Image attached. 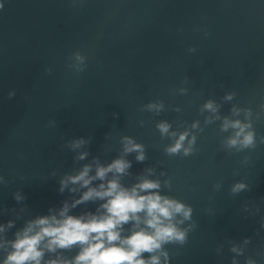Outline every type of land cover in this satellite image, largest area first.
I'll return each instance as SVG.
<instances>
[{
	"label": "water",
	"instance_id": "obj_1",
	"mask_svg": "<svg viewBox=\"0 0 264 264\" xmlns=\"http://www.w3.org/2000/svg\"><path fill=\"white\" fill-rule=\"evenodd\" d=\"M0 3V175L15 180L8 187L0 185V207L18 209L12 193L19 189L29 208L24 219L47 214L49 207L69 198L57 191L59 175L78 167L63 146L66 139L91 135V156L110 161L118 153L119 136L130 135L146 145L148 155L144 163L130 155V171L135 175L153 165L166 171L173 187L164 193L194 209L198 227L183 248L169 246L171 264H230L227 246L222 255L215 252L226 238L239 242L252 237L249 255L264 245V230L255 235L260 215L244 219L240 211L245 202H255L264 214V144L239 154L223 151L217 123L198 137L193 156L168 157L162 146H154L159 141L155 120L174 121L180 115L172 107L181 106L189 123L203 122L199 104L235 91L233 103L259 110L264 101V0H85L77 7L70 0ZM198 26L211 35L195 31ZM181 27L183 33L177 31ZM189 46L197 51L188 53ZM75 50L88 56V67L78 79L65 67ZM47 66L53 68L51 75L44 72ZM185 75L192 81L189 95H170ZM13 89L16 96L9 100ZM156 98L168 106L160 116L153 119L138 110ZM230 106L225 104L222 113L228 114ZM50 119L58 127L46 128ZM140 119L147 121L144 127ZM255 128L258 136L264 135V120ZM245 156L250 158L246 165L241 163ZM53 169L58 171L54 178L49 176ZM238 180L252 190L229 195ZM217 181L223 188L214 193ZM132 182L124 179L125 184ZM95 207L81 206L74 214ZM209 207L215 215L205 212ZM10 218L0 215V223ZM22 224L18 221L17 227Z\"/></svg>",
	"mask_w": 264,
	"mask_h": 264
},
{
	"label": "clouds",
	"instance_id": "obj_2",
	"mask_svg": "<svg viewBox=\"0 0 264 264\" xmlns=\"http://www.w3.org/2000/svg\"><path fill=\"white\" fill-rule=\"evenodd\" d=\"M85 0H70L72 7L82 6ZM4 4L0 3V10ZM195 31H203L205 37L211 33L206 28L196 27ZM183 33V28H177ZM188 53H195L196 47L189 46ZM66 69L77 79L88 67V56L80 50L72 51L67 56ZM46 75H51L53 68L44 69ZM180 87L173 88L170 95L188 96L192 81L185 75ZM219 87H224L221 83ZM203 96V91L199 93ZM237 93L225 92L219 100L209 97L198 106V115L203 117L190 123L182 118L184 109L181 106L172 107V111L180 114L174 121L155 120V130L159 141L155 147L162 146L168 157L187 158L197 151L198 137L205 129L218 123L220 148L223 151L239 154L255 150L258 144H264V135L257 134L255 123L264 120V101L259 104V110L253 111L251 106H240L233 103ZM16 90L7 93L9 100L14 99ZM27 101L29 98L24 97ZM225 104H230L228 114L222 113ZM141 113H150L152 118L158 117L168 110L163 99H152L141 104ZM117 118V113H112ZM147 121L140 119L138 124L144 127ZM175 125V127H174ZM46 128L58 127L56 119H50ZM109 138V133L105 139ZM167 140L168 143L162 144ZM92 136L73 137L64 141V147L73 153L74 166L70 171L59 175L58 193L67 192L69 198L61 201L59 207H49L47 214L35 215L24 219L29 210L26 196L19 189L12 193L20 207H0V215L11 214L13 218L0 223V264H171L172 254L169 246L183 248L189 241V235L198 227L193 219L194 209L191 204L164 193V189L172 191V177L164 170L157 171V166H147L140 173L133 174L132 161L134 155L137 163L148 160L146 145L138 142L133 136L120 135V145L117 155L110 161L102 160L101 156H91L89 151ZM111 151V146L107 149ZM91 157V158H90ZM250 158L245 156L242 164H248ZM83 162V163H82ZM58 171L53 169L50 177H56ZM233 175H239L238 170ZM126 177L133 182L125 184ZM163 178V179H161ZM23 181L25 177L21 176ZM15 180L6 179L0 175V185L8 187ZM213 192H220L223 182L212 185ZM252 190V186L244 180L232 183L228 189L229 195L236 196ZM209 196V200H213ZM95 204V210H84L74 214L81 206ZM240 211L245 213L244 219L260 215L259 230H264V214L255 202H245ZM209 215H215L209 207L205 209ZM23 220L21 227L17 222ZM15 229V231H12ZM9 232L12 233L9 237ZM252 237H243L239 242L226 238L219 244L215 252L222 255L225 246L232 254L230 264H259L256 257L264 260V245L249 255ZM75 251L68 256L67 252Z\"/></svg>",
	"mask_w": 264,
	"mask_h": 264
}]
</instances>
